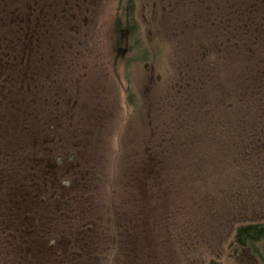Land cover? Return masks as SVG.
Wrapping results in <instances>:
<instances>
[{
	"label": "rangeland",
	"instance_id": "obj_1",
	"mask_svg": "<svg viewBox=\"0 0 264 264\" xmlns=\"http://www.w3.org/2000/svg\"><path fill=\"white\" fill-rule=\"evenodd\" d=\"M133 1L0 0V191L20 214L0 233L24 251L14 264H256L233 241L264 220L250 133L258 108L264 123V7L228 29L203 0ZM39 146L43 161L74 154L39 198L63 209L46 230L22 210L41 191L25 158Z\"/></svg>",
	"mask_w": 264,
	"mask_h": 264
},
{
	"label": "flooded vegetation",
	"instance_id": "obj_2",
	"mask_svg": "<svg viewBox=\"0 0 264 264\" xmlns=\"http://www.w3.org/2000/svg\"><path fill=\"white\" fill-rule=\"evenodd\" d=\"M125 4L128 5L127 8H133L134 6V1L133 0H122ZM203 5L206 6L208 9V13L211 14H217L218 17H220V21H223L222 19H226L223 23H225V28L230 29L233 24L231 23V17L238 18L237 22H241L245 24V27H253L256 23V20H261L259 19V15L262 12V7H264V0H203ZM217 10L221 11V14L217 13ZM227 13H231L230 15L233 16H228ZM213 18V15H211ZM228 18V19H227ZM213 22V21H212ZM221 23V22H220ZM239 24V23H238ZM238 26V25H237ZM123 32L116 30V34L118 37L121 35V33H124L125 41L128 40V38L132 37L133 32L132 29H135L134 27V22L132 24V18L131 15L128 14L125 16L124 19V24H123ZM210 27V26H209ZM63 33H49L48 39H52V41L57 40V36H61ZM41 37H43L41 35ZM44 38V37H43ZM64 43V42H63ZM29 57L31 56H36L37 54L34 52L33 49L29 50ZM121 51V48L116 49V54ZM45 56V55H44ZM119 56V55H117ZM62 57V56H61ZM241 85V84H240ZM242 86L240 87V89ZM242 103V102H241ZM260 109L258 108V111ZM258 111L256 113V117L253 120V128H251L250 133L256 132L255 133V143L254 147L257 149L258 147H263L264 146V123L262 121H258L256 123V119L258 118ZM256 112V110H255ZM262 112V111H261ZM264 117V116H263ZM242 119V117L240 118ZM255 127V128H254ZM258 134V136H257ZM31 152L30 154H27L25 158H28V162L31 164L30 169L32 171V174H30L32 182L37 183L40 188H38V185L36 186V189H40L41 191L39 192H32L31 193V200L29 203H27L28 206L25 205V207L22 209L23 211L27 212L28 215H31L32 217L37 214L42 218L41 223L43 224V229L46 230V228L49 226V216L52 212H57V210L62 211L61 209L53 210L50 205L46 203V200L44 199H39L41 197H44L45 195L49 194V191L47 190V187L50 183L49 178L50 177H57L58 174L62 173V168H63V163H69L71 164L74 161V154L67 155V159L63 158V156L66 157L64 154H59L57 156L56 160L53 162L52 158H45V150L44 148L39 146L38 148H32L29 150ZM46 152H49V149H47ZM30 155V156H29ZM4 155L2 151H0V184L4 182L5 178H9L7 168L4 167L6 166L4 164ZM8 158H11L8 156ZM16 158V157H13ZM67 171V170H66ZM74 173H77L74 170ZM50 176V177H49ZM67 177V176H66ZM60 184L64 187L66 185H69V181L67 179H62L59 180ZM48 184V185H47ZM35 200L37 201L36 203ZM19 217L20 214L18 212V208H16V202L14 201L13 197L11 196H6V194L3 195V193L0 191V232H6L9 229L11 232H14L13 229H16L19 227ZM27 221L31 222L29 223L28 226L33 225L35 220L33 218H27ZM264 221V220H263ZM257 222V223H251L250 225L255 226L257 229H262L264 228V222ZM34 231V229L32 230ZM264 239L258 240L255 245L258 242H262ZM48 244H50L48 242ZM243 249H247L248 254L252 258H254V261L256 264H264V258L261 257L262 255L256 251V253H252L253 246H247V247H238ZM25 251L28 252L25 248ZM37 253L43 252V254H38V255H44L45 250H42L37 247L36 249ZM17 253H24V251H19L18 252V247L16 246V240L14 239L13 235L10 234L4 235V233H0V260L5 261L6 264H14V258ZM37 261L33 262V264H42L44 262V259H36ZM40 260V261H39Z\"/></svg>",
	"mask_w": 264,
	"mask_h": 264
},
{
	"label": "trees",
	"instance_id": "obj_3",
	"mask_svg": "<svg viewBox=\"0 0 264 264\" xmlns=\"http://www.w3.org/2000/svg\"><path fill=\"white\" fill-rule=\"evenodd\" d=\"M254 103L256 102H251V105ZM261 239H264V228L257 229L255 226L249 224L245 226H239L236 229L233 242L236 244L237 247H254L255 243Z\"/></svg>",
	"mask_w": 264,
	"mask_h": 264
}]
</instances>
